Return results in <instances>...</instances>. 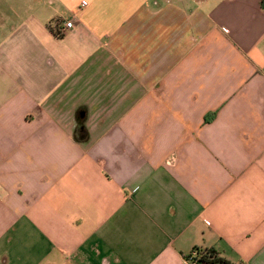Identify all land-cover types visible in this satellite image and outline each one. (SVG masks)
Instances as JSON below:
<instances>
[{
  "label": "crops",
  "instance_id": "obj_1",
  "mask_svg": "<svg viewBox=\"0 0 264 264\" xmlns=\"http://www.w3.org/2000/svg\"><path fill=\"white\" fill-rule=\"evenodd\" d=\"M199 247L264 264V0H0V264Z\"/></svg>",
  "mask_w": 264,
  "mask_h": 264
},
{
  "label": "trees",
  "instance_id": "obj_2",
  "mask_svg": "<svg viewBox=\"0 0 264 264\" xmlns=\"http://www.w3.org/2000/svg\"><path fill=\"white\" fill-rule=\"evenodd\" d=\"M80 129H84V125L80 124ZM194 250L197 251V264H246L244 262L240 263H232L222 255H220L219 251L214 247H208V248H195ZM191 256V253L187 255L186 258H189Z\"/></svg>",
  "mask_w": 264,
  "mask_h": 264
},
{
  "label": "built area",
  "instance_id": "obj_3",
  "mask_svg": "<svg viewBox=\"0 0 264 264\" xmlns=\"http://www.w3.org/2000/svg\"><path fill=\"white\" fill-rule=\"evenodd\" d=\"M73 26V21H67L62 28L60 29L61 34H65L67 30H69ZM197 251L193 250L191 252V256L189 258H186L188 264H197L196 256Z\"/></svg>",
  "mask_w": 264,
  "mask_h": 264
},
{
  "label": "rangeland",
  "instance_id": "obj_4",
  "mask_svg": "<svg viewBox=\"0 0 264 264\" xmlns=\"http://www.w3.org/2000/svg\"><path fill=\"white\" fill-rule=\"evenodd\" d=\"M12 264H16V263H12Z\"/></svg>",
  "mask_w": 264,
  "mask_h": 264
}]
</instances>
